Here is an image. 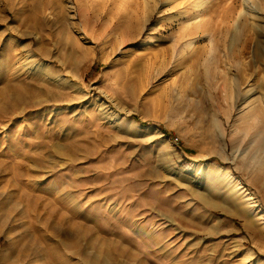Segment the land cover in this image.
Wrapping results in <instances>:
<instances>
[{
  "label": "rangeland",
  "instance_id": "rangeland-1",
  "mask_svg": "<svg viewBox=\"0 0 264 264\" xmlns=\"http://www.w3.org/2000/svg\"><path fill=\"white\" fill-rule=\"evenodd\" d=\"M11 263L264 264V0H0Z\"/></svg>",
  "mask_w": 264,
  "mask_h": 264
},
{
  "label": "bare ground",
  "instance_id": "bare-ground-1",
  "mask_svg": "<svg viewBox=\"0 0 264 264\" xmlns=\"http://www.w3.org/2000/svg\"><path fill=\"white\" fill-rule=\"evenodd\" d=\"M77 244V243H76ZM23 248V247H22ZM27 249V248H26ZM24 250V249H23ZM22 253V252H21ZM27 253V252H26ZM25 253V254H26ZM30 253L28 252V255H29ZM18 256V255H17ZM27 256V255H26ZM19 257V256H18ZM6 259V258H5ZM28 259V258H27ZM19 260V259H18ZM24 260V259H23ZM12 261V260H11ZM13 261H15V260H13ZM26 261V260H25ZM17 262V260L15 261V263ZM12 264V263H11ZM107 264V263H106Z\"/></svg>",
  "mask_w": 264,
  "mask_h": 264
},
{
  "label": "trees",
  "instance_id": "trees-1",
  "mask_svg": "<svg viewBox=\"0 0 264 264\" xmlns=\"http://www.w3.org/2000/svg\"><path fill=\"white\" fill-rule=\"evenodd\" d=\"M136 118V117H135Z\"/></svg>",
  "mask_w": 264,
  "mask_h": 264
}]
</instances>
